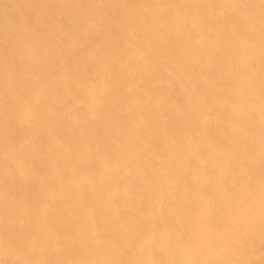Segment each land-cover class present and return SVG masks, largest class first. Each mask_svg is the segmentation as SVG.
Listing matches in <instances>:
<instances>
[{"label": "bare ground", "instance_id": "bare-ground-1", "mask_svg": "<svg viewBox=\"0 0 264 264\" xmlns=\"http://www.w3.org/2000/svg\"><path fill=\"white\" fill-rule=\"evenodd\" d=\"M232 173L264 174V0H0L2 232L45 246L60 216L4 208L97 190L120 221L87 205L54 264H192Z\"/></svg>", "mask_w": 264, "mask_h": 264}, {"label": "rangeland", "instance_id": "rangeland-1", "mask_svg": "<svg viewBox=\"0 0 264 264\" xmlns=\"http://www.w3.org/2000/svg\"><path fill=\"white\" fill-rule=\"evenodd\" d=\"M239 180H241L239 183L249 184V191L239 194L237 191L239 187L235 185ZM210 183L208 178L204 179L205 188H208ZM219 186L229 195L228 206L218 209L221 216L212 219L213 233L207 230L197 234L199 242L204 246L211 238V242L219 249V254H205L204 251H199L192 264H264V174L232 173L228 176L224 175L220 177ZM46 193L50 196L56 194L63 196L51 197L41 207H34V204L31 203L21 204L25 208L9 206L4 209L11 212L26 210L30 212V216L37 211L60 216L62 221L53 224L51 227L54 231L46 235L53 239L44 240L45 246H41L42 240L36 239L34 241L36 245L31 246L29 240L18 239L11 234L2 232L0 217V264H54L52 262L53 254L56 252L54 248L62 240L59 239L61 233H70L72 236L83 233L81 229L84 226L79 221H81L84 211L89 209L87 206L89 204L94 206L89 209L94 214V219L97 222H103L102 227L105 230L115 228L116 223L120 221L121 215L118 210H114L103 199L97 197L103 194L101 191L90 190L82 193L84 196L96 198L91 201L82 200V198L75 200L71 197L75 194L73 191L55 190ZM225 218L228 224L220 225L218 220ZM104 229L97 235L106 237L107 233L104 232ZM71 240L75 247L78 240L76 238ZM72 252H76V247ZM102 261L103 264H109L107 258H103Z\"/></svg>", "mask_w": 264, "mask_h": 264}]
</instances>
